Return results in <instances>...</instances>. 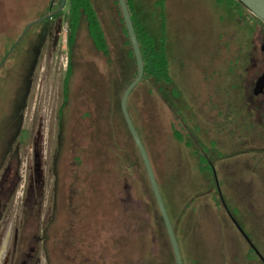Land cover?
Returning <instances> with one entry per match:
<instances>
[{
  "label": "rangeland",
  "instance_id": "obj_1",
  "mask_svg": "<svg viewBox=\"0 0 264 264\" xmlns=\"http://www.w3.org/2000/svg\"><path fill=\"white\" fill-rule=\"evenodd\" d=\"M68 1L61 7V0H0V264L33 259L47 264L41 241L46 220L56 213L59 120L63 130L73 128L76 134L84 91L96 84V98L90 97L101 104V116L110 108L101 90L114 99L134 78L118 4L91 0L115 56L112 65L93 46L85 18L69 46ZM132 2L157 41L164 11L170 79L140 80L129 95V113L183 264H194L198 256L201 264H260L246 257L247 246L235 227L264 259V109L253 112L263 98L252 93L264 68V27L224 1ZM114 156H104L112 162L104 179L116 202L104 221L107 236L144 241L159 258L160 244L169 252V243L162 223L161 243L153 233L159 231V213L146 175L129 168L123 161L127 157L121 163ZM201 156L212 162L215 176L201 166ZM217 191L227 210L217 202ZM231 247L235 252H228Z\"/></svg>",
  "mask_w": 264,
  "mask_h": 264
},
{
  "label": "trees",
  "instance_id": "obj_2",
  "mask_svg": "<svg viewBox=\"0 0 264 264\" xmlns=\"http://www.w3.org/2000/svg\"><path fill=\"white\" fill-rule=\"evenodd\" d=\"M114 1L118 4L117 0ZM161 1L163 2V0ZM216 1H224L234 7L235 5L239 6L240 10L238 12L241 17L248 19L246 15L250 13L256 20L261 22L264 27V22L252 14L241 1ZM126 2L143 60L144 73L141 80L153 78L156 81H169L170 75L166 48L167 35L164 11H161L162 30L159 40L157 41L143 25L137 13L133 11L132 0H126ZM68 4L70 23L69 46L73 43L74 32L80 20L85 18L93 46L98 51L103 52L109 60V63L114 65L115 56H111L112 49H109L103 26L91 0H69ZM244 9L247 10V12H245ZM42 17L43 16H40L37 19H41ZM121 20L124 32L127 35L126 42L129 45L128 54L135 62L122 15ZM69 50L72 51L73 49ZM113 52L115 51L113 50ZM72 65L73 57L71 53L63 85L64 96L66 95V97L68 92L67 79L71 72ZM135 75L136 68L134 77ZM125 87L126 85L122 87V92ZM158 88L162 89L163 87L160 86ZM150 91H152V88H150ZM172 91L174 92L176 90L173 89ZM90 93H92V95ZM95 93H97L96 84L90 86L87 92L84 91L83 97L79 99V105L82 106L81 108L85 109L82 112V122L75 128L76 134L73 132V128L70 130H63L62 120H59V135L62 134V152L57 180V195L55 198V219H52V221L51 219L46 220L42 241L41 237H39L43 244L42 247L45 252L44 256L46 262L47 264H169V260L171 261L172 259L173 264H176L169 237L156 204L143 161L123 117L120 105L122 93H117L113 99L110 95H107V91L101 90L99 94L103 93L102 95L107 98L110 106L108 113H103L101 116L99 114L101 104H98L97 101H94L93 98L90 97L94 96V98H96ZM129 95L127 99L128 111ZM91 100L93 102H91ZM59 112H61V108ZM172 132L175 138L182 140V136L178 130L173 129ZM186 143L188 146L190 145L189 141ZM105 154L106 157L110 154L115 155V160L118 159L121 163L123 156L124 158L127 157V159H123V161L129 168H136L140 174L142 170L145 173L151 195L159 213L157 217L159 221L157 222L159 231L156 229L153 230V233L158 237L161 243L160 223H162L169 243V252L165 250L162 243L160 244L161 249L159 250V258L152 256L148 247L144 244V241L133 240V242H131L125 235L118 237L107 236L108 229L104 221L106 216L108 219L111 218L110 211L116 202L112 199L111 188L104 179L106 173L110 172L112 168V162L111 160H107L109 158H104ZM199 162L203 168L209 169L215 176L212 162L208 161L205 156H201ZM217 195V202L219 203L220 201L222 208L225 210L220 200L219 191H217ZM236 227V231L247 246L246 257L249 260L253 259L263 264L245 240L242 232L238 231L239 228ZM37 247L38 242L35 249H37ZM31 249L33 250L34 248ZM230 251L235 252L232 247L231 249L228 248V252ZM136 257H138L137 260ZM196 259L194 260V264H201L199 261L201 260L200 256H198L199 260ZM35 262L36 261L33 259L30 264H35Z\"/></svg>",
  "mask_w": 264,
  "mask_h": 264
},
{
  "label": "water",
  "instance_id": "obj_3",
  "mask_svg": "<svg viewBox=\"0 0 264 264\" xmlns=\"http://www.w3.org/2000/svg\"><path fill=\"white\" fill-rule=\"evenodd\" d=\"M117 1H118L120 12H121V15L123 17L124 24H125V27H126V30L128 33L129 41H130V44L132 47V51H133V55H134L135 63H136V75L127 84V86L124 88L122 95H121V99H120L121 110H122L126 125L129 129V132H130V134H131V136H132V138H133V140L137 146V149H138L139 154L141 156V159L143 161V165L145 167V171H146V174H147V177H148V180H149V183H150L156 204L158 206V209H159L160 215L162 217L167 235L169 237V241H170V244L172 247L175 263L176 264H183L182 256H181L180 249L178 246V242H177L172 224L170 222L168 213L166 211L162 196L160 194L158 184H157V181H156V178H155V175H154L148 154L146 152V149L142 143V140H141L139 134L137 133V130L133 124L132 118H131L130 113L128 111V107H127L128 95L131 92V90L135 87V85L141 80L143 73H144V67H143V60H142L138 40L136 37V33L134 30V26H133L131 15H130V12L128 9L127 2H126V0H117ZM239 1H241V3H243L246 6V8L252 14H254L256 17L260 18L264 22V0H239ZM63 2H64V0H62V4H63ZM261 51L263 53V58H264V44L261 45ZM263 87H264V69H263L262 73L255 80V83H254V86L252 89L253 94H258L259 92H262ZM216 183H217V181H216ZM217 186H218V183H217ZM219 196H220V200H221L224 208L226 209V205L223 201V198H222L220 191H219ZM239 230H240V228H239ZM245 240L247 241L249 246L253 249L255 254L264 263L263 257L258 252V250L254 247V245L249 241V239L247 237H245Z\"/></svg>",
  "mask_w": 264,
  "mask_h": 264
},
{
  "label": "flooded vegetation",
  "instance_id": "obj_4",
  "mask_svg": "<svg viewBox=\"0 0 264 264\" xmlns=\"http://www.w3.org/2000/svg\"><path fill=\"white\" fill-rule=\"evenodd\" d=\"M264 69V68H263ZM263 71V70H262ZM262 73V72H261ZM260 73V74H261ZM259 74V75H260ZM258 75V76H259ZM257 76V77H258ZM256 80V79H255ZM254 83H255V81H254ZM253 86H254V84H253ZM253 89V88H252ZM253 93V92H252ZM255 96H258V97H261V98H263L262 100H260V103H257V104H255V106H253V107H255V108H257L256 110L254 109V111L253 112H255V113H257V114H261V111H263V109H264V87H263V91L262 92H259L258 94H254ZM259 252V251H258ZM262 256V255H261ZM259 258V257H258ZM260 259V258H259ZM261 260V259H260ZM262 261V260H261ZM264 264V263H263Z\"/></svg>",
  "mask_w": 264,
  "mask_h": 264
},
{
  "label": "built area",
  "instance_id": "obj_5",
  "mask_svg": "<svg viewBox=\"0 0 264 264\" xmlns=\"http://www.w3.org/2000/svg\"><path fill=\"white\" fill-rule=\"evenodd\" d=\"M64 4H65V0H64L63 4H62V0H61V7H63V6H64Z\"/></svg>",
  "mask_w": 264,
  "mask_h": 264
}]
</instances>
